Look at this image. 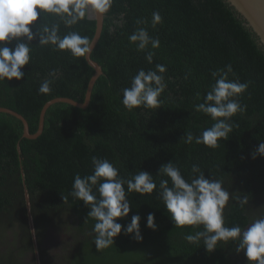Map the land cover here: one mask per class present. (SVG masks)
<instances>
[{
    "label": "trees",
    "instance_id": "1",
    "mask_svg": "<svg viewBox=\"0 0 264 264\" xmlns=\"http://www.w3.org/2000/svg\"><path fill=\"white\" fill-rule=\"evenodd\" d=\"M155 11L162 23L153 28ZM105 15L102 36L92 53L104 74L88 108L64 102L52 105L42 134L32 139L24 137L19 118L0 112V264H39L36 258L21 257L20 251L26 250H37L40 264H249L242 251H235L237 242H221L212 253L202 241L187 242L184 236L203 230L202 226L176 227L156 191L128 194L132 210L128 217L118 218L126 227L132 215H140L143 240L122 230L112 246L97 251L90 209L69 194L77 173H92V156L107 158L125 178L146 170L157 183L164 163L173 161L185 178L192 165L199 164L206 177L215 176L230 193L248 197L243 207L230 198L226 226L247 227L264 215V157H252L264 142V46L257 34L226 0H113ZM53 23L60 25L61 36L76 31L91 41L97 28L90 11L71 28L47 13L35 22L38 27ZM138 28H146L160 41L159 48L149 45L155 53L151 64L146 52L129 41ZM38 43L39 37L32 41L24 78L0 82V106L21 113L32 134L39 129L48 101L58 97L85 101L95 74L87 59ZM157 64L167 69L162 74L167 85L160 97L163 104L129 112L122 104V89L130 86L138 70H155ZM229 64L233 69L229 79L248 84L237 98L246 111L232 117L233 131L218 147L185 143L181 137L186 131L199 135L213 123L194 110L202 102L196 93L206 94L215 83L212 72ZM45 79L52 80L47 95L38 91ZM149 213L155 214L156 230L147 227ZM55 227H65L72 245V253L61 263L43 246L46 233ZM16 243L19 251L12 250Z\"/></svg>",
    "mask_w": 264,
    "mask_h": 264
},
{
    "label": "clouds",
    "instance_id": "2",
    "mask_svg": "<svg viewBox=\"0 0 264 264\" xmlns=\"http://www.w3.org/2000/svg\"><path fill=\"white\" fill-rule=\"evenodd\" d=\"M112 4L113 0H0V82L24 78L22 69L31 63V45L37 37L39 45H51L55 51H68L74 58L87 59L92 52L93 42L87 36L76 31H68L61 36L58 23L38 27L35 22L43 14H52L63 21L65 27L71 28L84 20L90 10L104 15ZM160 23L161 14L159 11L153 12L152 27ZM129 41L136 45L138 51L146 52L145 59L149 64L153 62L155 53L149 50V45L151 49L159 48L158 38L151 37L146 28H138L130 34ZM166 70L162 64H157L155 70H138L131 77L130 86L122 89L124 108L129 112L141 107L160 108L163 104L160 97L167 87L162 75ZM232 72L230 64L226 69L213 71L215 83L203 96L196 93V98L202 99V102L195 104L194 110L209 116L213 123L199 135L191 130L186 131L181 137L185 143L195 142L216 148L220 140L228 139L233 131L232 117L245 112L247 108L237 98L247 90L248 84L229 79ZM51 75L55 77L56 71L53 70ZM51 85V79L43 80L39 93L49 94ZM258 156L264 157V142L252 152L253 159ZM91 165V174L75 175L69 194L90 209L88 217L95 221L92 231L98 252L112 246L122 230L126 235L134 234L133 239L137 241L143 240L140 215H132L126 227L118 222V218L128 217L132 210L128 194L143 196L156 191L157 199L163 202L176 227L202 226L203 230L184 236L187 242L199 244L202 241L208 253L215 251L221 242H237L235 251H242L249 264H264V215L254 219L247 227L239 224L226 226L224 213L230 198L243 207L248 203V197L243 195L242 198L239 192L230 193L224 187L223 180L215 176L206 177L199 164H193L190 176L185 178L173 161L164 163L157 174L160 177L158 183L153 174L146 170L125 178L107 158L92 156ZM63 199L67 202L68 197L63 195ZM147 227L157 229L154 213L147 215Z\"/></svg>",
    "mask_w": 264,
    "mask_h": 264
},
{
    "label": "water",
    "instance_id": "3",
    "mask_svg": "<svg viewBox=\"0 0 264 264\" xmlns=\"http://www.w3.org/2000/svg\"><path fill=\"white\" fill-rule=\"evenodd\" d=\"M226 1L245 19L246 24L257 34L261 44L264 46V0H226ZM105 16H106L105 14L98 15L95 12H93V14L91 15V10H90V17L97 21V28H96L95 36L92 40L93 42L92 52L89 54L87 61L95 69V74L93 75V77L89 82L85 101L80 102L68 97H58L48 101L42 109L40 115V121H39V129L35 134L31 133L29 123L21 113L13 109H10L8 107L0 106V112L12 114L13 116H16L23 122L24 137L32 139V138H37L42 134L45 126L47 112L49 108L56 103L64 102L83 109L89 107L96 82L104 74L102 65L92 58V53L102 36L104 30V24H105Z\"/></svg>",
    "mask_w": 264,
    "mask_h": 264
},
{
    "label": "rangeland",
    "instance_id": "4",
    "mask_svg": "<svg viewBox=\"0 0 264 264\" xmlns=\"http://www.w3.org/2000/svg\"><path fill=\"white\" fill-rule=\"evenodd\" d=\"M94 11L91 10V15ZM63 228H52L49 229V231L46 233L44 237L47 239V246H50V253L58 260L59 263L63 262L65 258H68L72 251V245L70 244L69 240V234L67 231H65ZM36 258V260L39 261V253L35 254L33 256V260ZM66 260V259H65Z\"/></svg>",
    "mask_w": 264,
    "mask_h": 264
},
{
    "label": "flooded vegetation",
    "instance_id": "5",
    "mask_svg": "<svg viewBox=\"0 0 264 264\" xmlns=\"http://www.w3.org/2000/svg\"><path fill=\"white\" fill-rule=\"evenodd\" d=\"M47 239L45 238V241H44V243H43V246L44 247H50V246H47L48 244H47ZM12 250H16V251H19V248H20V243H16V244H12ZM38 254L39 252L36 250V251H31V250H26V251H20V254H21V257L22 258H24L25 260H28V261H31V260H33V256L35 255V254ZM71 253H72V251H71ZM39 261H40V259H39ZM39 264H40V262H39Z\"/></svg>",
    "mask_w": 264,
    "mask_h": 264
}]
</instances>
